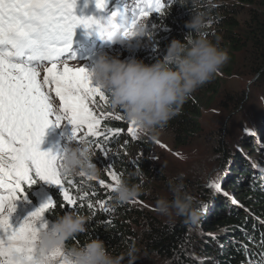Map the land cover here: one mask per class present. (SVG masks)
Instances as JSON below:
<instances>
[{"label": "trees", "instance_id": "1", "mask_svg": "<svg viewBox=\"0 0 264 264\" xmlns=\"http://www.w3.org/2000/svg\"><path fill=\"white\" fill-rule=\"evenodd\" d=\"M178 7L184 9L178 10ZM164 12L157 19V22L161 23L160 27L150 31L151 36L157 37L159 53L144 55L142 51L136 49L132 51L136 59L142 60L145 64L155 63L164 56L173 39L184 41L190 38L186 22L191 19L192 14L199 12L206 18V26L202 34L218 44L227 54H235L233 62L240 60L241 63L247 64L244 66L251 68L254 72L253 76H259L253 86L262 90L259 95H264V0H206L203 6L195 4V0H177ZM167 23L175 26L178 31L174 32L166 27ZM144 38L145 36H136L135 42ZM238 65L236 64V67ZM224 70L226 73L232 72L226 67ZM217 75L194 91L162 129L173 136L177 145H183L191 138L202 134L204 127L201 117L206 111V91L211 96L217 93L214 87L219 80ZM249 96L251 97L250 94H236L234 99L238 100L235 101V108L238 110L241 107L242 111L247 109L249 104H246V99ZM242 101L244 103L238 105ZM262 111L255 114H261L259 124L255 125L252 120L249 121L246 124V129L249 131L245 129L242 133L243 137L230 153L224 146L217 147L216 151L222 153H217L216 159L219 158L220 165L225 171L220 177H216L220 173L215 172L216 179L211 183L209 181L207 187L199 188L200 197L194 198L197 204H209L212 199L215 202L214 208L209 211L211 214L208 215L207 210L205 215L206 222L211 219L207 226L208 243L204 240L197 241L192 237L190 225L184 222V217L173 225L159 222L154 214L146 210L133 208L127 203L117 205L110 197L111 193L107 194L89 179L83 178L84 183L81 185L79 183L81 177L78 175L72 176L77 182L71 189L73 195L78 198V188L95 195H90L75 211L64 203L61 191L53 189L51 194L56 206L44 213L45 219L51 225L58 216L68 212L75 211L76 214L85 216L86 230L69 238L66 241V248L80 247L90 240L99 239L104 242L112 255H123V263H128V253L131 250L137 257L133 264L138 263L146 254H154L157 258L166 260L168 264H248L249 261L251 264H264L262 262L264 248L260 246L264 242V115ZM103 121L104 126L122 131L120 120L108 118V123ZM120 136L119 133L106 141L98 142L112 147L124 140ZM94 147L95 145L91 148ZM96 152L99 153L93 150L94 154ZM115 156V167L120 172L124 171L121 179L136 185L137 181L133 180V176L127 174L133 171L130 161L117 152ZM137 163L136 170L146 175V166L142 165V161ZM212 183H219L221 191L218 192L214 187H210ZM181 186L183 193L186 194L192 187L191 184ZM30 188L27 186L26 191L29 192ZM224 192L229 196H224ZM170 195L172 200L173 192H170ZM137 197H141L140 192ZM233 198L237 203H233ZM89 200L94 206L91 210L86 207ZM99 201L109 203V210L100 209L97 204ZM136 227L141 229L137 231Z\"/></svg>", "mask_w": 264, "mask_h": 264}, {"label": "snow or ice", "instance_id": "2", "mask_svg": "<svg viewBox=\"0 0 264 264\" xmlns=\"http://www.w3.org/2000/svg\"><path fill=\"white\" fill-rule=\"evenodd\" d=\"M167 2L132 0L123 11L106 18L127 38L133 35L132 29L138 21L147 24L151 14H160ZM104 6L105 0H96L98 9ZM74 8L75 0H0V264H65L64 249H57L47 258H42L35 249L38 233L48 228L44 213L56 206L52 198L18 225L10 222L16 208L14 201L26 198L25 185L30 187L36 178L59 185L64 203L75 211L85 199L95 195L79 188L78 198L73 195L71 189L77 182L61 172V152L40 148L45 130L53 123L59 126L67 120L74 126L70 140H83L106 155L98 141H106L121 132L107 127L101 130L102 120H121L123 116L103 110L109 106V98L93 85L87 68L71 66L74 56L62 58L72 45L77 26L95 29L105 19L77 16ZM117 15L120 23L114 19ZM156 27L151 25L152 29ZM53 93L58 106L53 103ZM128 122L127 132L135 139L138 126ZM108 175L112 183L105 184L104 180L99 183L113 191L120 176L111 171ZM79 176L82 185L86 176ZM210 187L221 191L219 183ZM223 195L229 196L227 192ZM233 203H237L234 198ZM98 205L108 211L104 201ZM86 207L91 210L94 206L89 200ZM260 246L264 248V242ZM17 256L20 261L15 259Z\"/></svg>", "mask_w": 264, "mask_h": 264}, {"label": "clouds", "instance_id": "3", "mask_svg": "<svg viewBox=\"0 0 264 264\" xmlns=\"http://www.w3.org/2000/svg\"><path fill=\"white\" fill-rule=\"evenodd\" d=\"M206 18L197 12L186 22L190 38L173 39L164 56L152 64L142 60H122L101 53L89 70L90 79L109 98V106L123 113L127 121L134 122L140 132L156 133L178 112L191 94L214 78L228 60L226 51L206 38L202 33ZM100 39L124 44L136 36H149L150 29L144 21H138L133 35L125 37L112 20H100L95 28ZM151 38V37H150ZM93 149L83 140L75 147H65L61 152V172L64 175H85L96 178L100 168L92 162ZM173 199L160 197L154 209L162 216L184 217L193 228L201 225L210 205L197 204L194 198L183 193L182 186L169 182ZM138 185L120 179L113 190V200L123 205L139 195ZM87 218L68 212L58 218L46 230L38 233L36 252L47 258L57 249H64L65 264H123V255H112L102 240L93 239L80 247L66 248V241L84 232ZM133 251L128 253V264H133ZM15 259L20 261L17 256Z\"/></svg>", "mask_w": 264, "mask_h": 264}, {"label": "rangeland", "instance_id": "4", "mask_svg": "<svg viewBox=\"0 0 264 264\" xmlns=\"http://www.w3.org/2000/svg\"><path fill=\"white\" fill-rule=\"evenodd\" d=\"M195 4L203 6L206 4V0H195ZM182 9L184 8L178 7V10ZM161 15L156 18H148L147 25L150 31L154 30L151 28L152 24L157 26L155 29L160 27L161 23H158L157 19H159ZM165 26L174 32L178 31L175 26H170L169 23L165 24ZM83 29L86 28L83 25H79L74 31H80ZM135 38L136 37H133L131 43H128L125 47H116L101 53H106L110 57H119L122 60L136 59L134 52L131 51L135 48L142 51L144 55L159 53V47L156 42L157 37L151 36L150 38L149 36H145L144 39L136 42L137 45L134 44ZM103 45L104 42L102 43V46ZM94 47H96V44L91 48ZM235 57V54L229 53L228 60L221 67L220 71L216 73L219 78L214 85L217 93L211 96L206 91L205 97L208 99L206 98V111L201 117V122L204 127L202 134L191 138L183 145H177L174 142L173 136L164 130H158L156 133H142L138 130L137 137L133 139L127 132L129 122L124 118L123 113L118 109H112L110 106L104 108V111L113 113V116L117 114L123 116V119L120 120L122 123L120 137L124 138V140L112 147L107 144L102 145L103 149L106 150L107 155L105 154V151L97 150L96 147L93 148V150L99 151V153L96 152V154H94L92 162L100 168V172L96 179L91 181L98 184L103 191L107 192V194L111 193L110 197L113 198V191L100 185L99 181L104 180L105 184L112 183L111 177L108 175L110 171L118 174L121 179L122 172L124 171L120 172L114 165V160L116 159L115 153L117 152L121 154V157H126L127 160L130 161V167L131 169L133 167V171L131 173L127 172V174H131L133 180L137 181L136 185L139 186L141 193V197H136L127 204L131 205L133 208L139 210L143 209L154 214L159 222L161 221L162 223L169 225L177 223L181 219L180 216H162L154 209L155 202L158 198L166 197L170 200V192L172 191L169 182L171 181L174 185L191 184L192 187L188 189L190 196L193 198L200 197L199 188L202 186L207 187L209 181L211 183L216 177H220L225 171L220 165L221 161L218 160L219 158L216 159L217 153H222V151H216L217 147L221 146V148H223L224 146V148L230 153L240 138L243 137L242 133L247 128L246 124L252 120L255 125H258L261 114H255L260 110H263L261 113L264 115V95H259L262 90L253 86L259 76H253L254 72H252L251 68L244 66L247 64L241 63L240 60H238L239 62H233L232 60H234ZM140 59H142V57H140ZM70 64L73 67H78L80 65L84 66L88 71L93 66V64L89 62L83 61L70 62ZM236 64L239 65L236 67ZM225 67L232 72L226 73L224 70ZM92 83L95 85L93 81ZM236 94L251 95V97L249 96V98L246 99V104H249L247 109L242 111L240 109L241 107L238 110L235 108V101L238 100L234 99ZM260 101H263L261 102L262 105H260ZM53 103L58 106V98L54 97ZM242 103H244V101L239 102L238 105H241ZM96 111L99 112L101 109L98 107ZM105 121L108 123V118ZM103 122H101V130L105 127L111 129L109 126H104ZM64 141L65 140L60 137L59 133L51 124L45 130V135L42 138L40 148L42 151L51 150L56 153L60 151L61 145ZM157 141H159V143H157ZM71 142L74 143L75 146L79 143L75 139L71 140ZM138 161H142V165L146 166V175H143L136 170L135 166L138 165ZM215 172L220 174L215 177ZM85 179H87V177H85ZM32 185L34 186H30L31 188L29 192L26 191L27 185L25 186L26 198L14 201L16 208L10 216V222L14 226L18 225L19 222H22L29 213L40 207V205L48 198H52L51 190L54 189L61 191L59 185L51 184L47 181L40 180L39 178H36V183ZM82 191H84V189H82ZM104 202L106 208L109 210V203L106 201ZM208 205H210L208 207V215H210L212 208L215 206L213 199ZM205 220L204 217L199 227L193 228L190 226L189 230L194 239L197 241L204 240V242L206 241V243H208L207 226L211 219L207 222ZM48 227H51L49 223ZM140 229V227H136L137 231ZM123 264L128 263L124 262ZM135 264L168 263L164 259L157 258L154 254H146Z\"/></svg>", "mask_w": 264, "mask_h": 264}]
</instances>
